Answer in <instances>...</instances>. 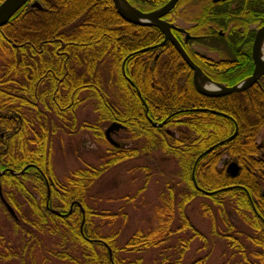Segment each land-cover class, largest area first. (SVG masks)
Masks as SVG:
<instances>
[{
    "label": "trees",
    "instance_id": "16d2710c",
    "mask_svg": "<svg viewBox=\"0 0 264 264\" xmlns=\"http://www.w3.org/2000/svg\"><path fill=\"white\" fill-rule=\"evenodd\" d=\"M32 1L0 27V171L26 168L22 174L6 172L0 177L6 200L18 213L17 221L13 220L0 202V225L5 223L0 226V262L142 264L138 254L152 252L155 255L149 264H180L193 238L201 241V250L208 247V238L195 230L185 213L192 201L206 198L210 206L201 203L200 208L204 216L212 217V247L219 245L226 257L222 264H264V148L257 142L264 131V76L259 85L245 91L208 98L195 90L191 71L170 44L135 54L157 45L162 35L153 27L124 22L111 0H37L40 9L30 8ZM128 1L139 10H152L168 0ZM244 4L247 9L252 7L249 2ZM123 62L135 88L122 75ZM103 75L109 77L105 82ZM113 77L114 100L105 89ZM136 89L148 108L147 117L155 123L165 121L163 126H152L144 116ZM81 93L92 100L93 124H77ZM198 109L226 114L238 127L234 139L197 162L194 176L198 187L205 191L233 187L212 196L195 189L192 166L202 152L233 133L234 123ZM111 122L125 127L127 140L134 146L108 144L103 125ZM80 127L107 147L105 153L97 166L72 171L58 180L51 165V143L58 132L74 133ZM223 154L237 163L236 176L218 167ZM140 158H151L149 165L141 168L147 180L139 192L149 178L156 180V225L135 231L119 247L116 232L103 235L101 228L94 226L95 217L107 216L86 197L112 167ZM164 162L173 169L166 173ZM211 207L219 208L226 226L222 234L216 230ZM49 209L67 215L57 216ZM229 210L247 224L250 231L245 236L235 230ZM188 232L191 237L186 236ZM107 248L111 249V261ZM120 252L137 257L126 260Z\"/></svg>",
    "mask_w": 264,
    "mask_h": 264
},
{
    "label": "rangeland",
    "instance_id": "374dc122",
    "mask_svg": "<svg viewBox=\"0 0 264 264\" xmlns=\"http://www.w3.org/2000/svg\"><path fill=\"white\" fill-rule=\"evenodd\" d=\"M33 1H37V0H33ZM103 77H104L103 79L104 82L109 79L108 75L107 76L103 75ZM112 81H113L112 84L108 82L107 84L108 86L105 87V89L110 94V98L114 100L115 96L113 95V93L116 94L115 87L113 84L115 83L114 77ZM80 97L82 98V101L76 111L77 124L78 126L81 124L84 125L93 124L96 119V113L94 112L92 106V100L88 98L86 99L85 93H81ZM198 110L202 111L203 109H198ZM212 111H216V110H212ZM108 126L109 124H104L103 130H105ZM172 131H174L173 133L176 136H178L175 130ZM112 138L114 141L118 142L124 148L134 146L133 142L127 140V134L125 133V131L118 132L116 135H113ZM257 142L264 148L263 130L259 134L257 138ZM106 148L107 147L104 144L98 143L95 140L92 133L86 128H82V127H80V129L77 128L74 133H71L70 131H65L63 133L58 132L56 137L53 139L51 143V165H52L53 174L58 180H61L65 175H68L72 171L78 169H84L87 166H97L100 163V158L105 153ZM262 154H264V149H262ZM153 156L157 158L159 155L158 153L157 154L155 153L153 154ZM149 161H151V158L150 160L149 158L132 159L122 164H119L118 166L112 167L106 174H104L99 180H97L93 185V187L88 191L86 201L89 204H92L95 208H97L99 212H102L104 215L107 216L103 218L95 217L93 221L94 226L95 227L99 226L101 228V232L103 235H109L113 232H116L117 245L119 247L124 245L127 239L135 231L137 230L146 231L154 228V226L156 225V220L154 219V210L159 202L158 194L155 186L156 180L154 178H149L145 189H143L142 192H139V190L143 188L145 180H147L146 175L143 172H141V168L149 165L148 164ZM232 161H233L232 158L228 157L226 154H223L221 156L218 167L226 170L227 166ZM162 166L166 169V170L164 169L166 173L167 171L173 169V165L170 163L164 162ZM28 182L29 181H27V188L31 192H33L32 191L33 186L31 183ZM0 186L5 201L13 209V207L10 205L8 200H6V197L4 195L6 189L2 188L1 179H0ZM237 187L240 188V186ZM47 192L49 193V186H47ZM262 193L264 194V184L262 185L261 188V194ZM6 194H10V192ZM18 200L24 203L23 198L18 197ZM226 202L228 201L224 199L225 204ZM201 203L209 205L208 199L197 198L185 208V213L190 223L195 228V230L198 233L208 238L209 240L208 247L204 250H201V246H202L201 241L198 238H193L188 250L184 253L183 259L181 260L180 264H200L201 260H203L202 264H222L223 261H225L226 259V257L221 255V249L218 244H214L212 247V242L210 237V231L213 226L212 217H207L203 215V211L200 208ZM231 203L233 204V202ZM252 204L255 208L253 201ZM252 204L250 202L251 207ZM24 206H26V203H24L23 207ZM47 208H49L48 205ZM218 209H219L218 207H213L211 209L212 210L211 215H213L214 217L216 230L222 234L224 233V231H226V226L222 222ZM49 210L51 211L53 209H49ZM6 212L8 215H10L7 210ZM14 212L17 218L13 219L11 216L10 217L13 220L17 221L18 213L15 210ZM60 214H62L63 216L67 215L63 213ZM111 214H115L116 217L115 218L110 217ZM82 215H83V211H82ZM2 216L3 213L0 209V219L3 218ZM228 216L232 225L235 227V230L241 231L244 236L246 232L250 231L247 224L245 225L243 221L238 219L235 212L233 213V211L229 210ZM174 219L176 222L177 215H175ZM4 224H5L4 222L3 224L1 222V225ZM80 231L82 232V228L80 229ZM186 236L191 237V232L186 233ZM86 240L88 239L86 238ZM99 242H102V240H99ZM245 244L249 245L248 242H245ZM107 249L109 253V250L111 251V249L110 248ZM153 255H155V253L152 252L138 254V258L141 259L142 264H149L153 259ZM120 256H123L126 260H132L137 257L135 255L127 254L124 252H120ZM111 260L112 259H110V261ZM38 261H41V257L38 259ZM0 264H5V263L0 262Z\"/></svg>",
    "mask_w": 264,
    "mask_h": 264
},
{
    "label": "flooded vegetation",
    "instance_id": "af4514ba",
    "mask_svg": "<svg viewBox=\"0 0 264 264\" xmlns=\"http://www.w3.org/2000/svg\"><path fill=\"white\" fill-rule=\"evenodd\" d=\"M245 1L251 3L252 7L247 9L244 6ZM159 7L140 11L147 13ZM161 20L173 26L171 28L173 37L211 81L232 87L239 80L252 74L254 70L252 44L256 30L264 26V0H178L174 8L161 17ZM160 34L162 42L164 37L161 32ZM167 43L173 47L171 42L167 41L155 49ZM157 57L158 54L155 58ZM247 71L250 72L248 75L239 77ZM259 82L255 85H259ZM231 121L236 123L234 119ZM112 123L114 122L110 124ZM161 123L164 125L165 121ZM120 131H125L123 125L122 129L113 132L111 137ZM0 138H3V134H0ZM119 146L118 143L117 147Z\"/></svg>",
    "mask_w": 264,
    "mask_h": 264
},
{
    "label": "water",
    "instance_id": "95a60500",
    "mask_svg": "<svg viewBox=\"0 0 264 264\" xmlns=\"http://www.w3.org/2000/svg\"><path fill=\"white\" fill-rule=\"evenodd\" d=\"M28 1H30V0H3L0 3V27L4 26L9 21V19L16 12H18ZM111 1L114 5L118 15L120 16V18L124 22L129 23V24H133L136 26H140V27H153V28L158 29L163 34L164 38L160 44L149 47V48H145L144 50H140L136 53H141V52L146 51V50L158 48L161 45H163L165 42L170 41L171 44L173 45V47L175 48V50L178 52V54L180 55V57L184 61V63L192 71L193 87L202 96H205L208 98L223 97V96H228L230 94H233L235 92L245 91V90L251 88V86L258 84L259 79L262 76H264V52H263V49H264V26H262L258 30H256V34H255L254 41L252 44V56H253V61H254V70H253L252 74L249 77L242 79L241 81L239 80V82L236 83L235 85H233L232 87H227L225 85L218 84V83L211 81L201 71V69L199 67H197L192 62V60L188 57L186 52L181 47L180 43L173 37V35L171 33V28H173V26H171L168 23L161 20V17H163L165 14H167L169 11H171L174 8V6L178 2V0H168L164 5H162L158 9L151 11V12H147V13L140 11L139 9H137L136 7L131 5L127 0H111ZM30 8L40 9L41 6L38 3V1H34L30 4ZM122 75L126 78L128 83L134 87V84L132 83V81L126 77V74L124 71V62L122 64ZM136 92H137V95H138L140 101L143 103V105L145 107V116L147 117V106H146V104H145V102L141 96V93L138 90H136ZM202 111H208V110H202ZM209 112L216 114V115H221L223 117H226V118H229L230 120H232L226 114H222L220 112L210 111V110H209ZM147 119L151 123L152 126L161 127L163 125V123H154L148 117H147ZM234 126L235 127H234V131H233L232 135H230L226 139L218 142L217 144L209 147L207 150L202 152L194 161V164H193L192 170H191L192 183H193L196 190H198L199 192L203 193L206 196H212V195L217 194L219 192H223V191H226V190L233 188V187H227V188H223V189L215 190V191H205V190L201 189L200 187H198L196 180H195L194 171H195L197 162L200 160L201 157H203L204 155H206L208 152L212 151L216 147L221 146V145H223V144H225V143H227V142H229L235 138L237 131H238V127H237L236 123H234ZM119 129H122V125L114 122V123L110 124V126L104 131L105 138H106L107 142L109 144L115 146V147L118 146V143L112 139L111 134L113 132L118 131ZM25 169L26 168H24L20 172H16L13 170H2V171H0V177L3 174H5L6 172L10 173L11 175L22 174L25 171ZM238 171H239V167H238L236 162H231L226 168V173L228 175H230L231 177L236 176ZM242 189L244 190V188H242ZM245 192H246V194H247V196H248V198L252 204V201H251L250 196L248 195L246 189H245ZM0 200H1L2 204L4 205V207L6 208V210L8 211V213L10 214V216L13 219H16L17 217H16L14 210L8 205V203L5 201V199L2 195L1 186H0ZM252 208H253L255 214L258 215L253 204H252ZM51 212L54 215L63 216L62 214H60L57 211L51 210ZM81 212H82V209H81ZM82 225H83V222L81 224V228H82ZM111 256H112V253L109 250V258L110 259H111Z\"/></svg>",
    "mask_w": 264,
    "mask_h": 264
},
{
    "label": "bare ground",
    "instance_id": "6f19581e",
    "mask_svg": "<svg viewBox=\"0 0 264 264\" xmlns=\"http://www.w3.org/2000/svg\"><path fill=\"white\" fill-rule=\"evenodd\" d=\"M263 52H264V49H263Z\"/></svg>",
    "mask_w": 264,
    "mask_h": 264
}]
</instances>
